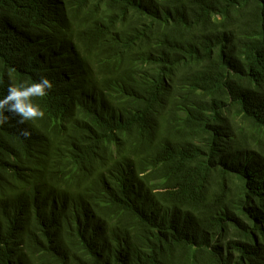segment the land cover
<instances>
[{
    "label": "trees",
    "instance_id": "trees-1",
    "mask_svg": "<svg viewBox=\"0 0 264 264\" xmlns=\"http://www.w3.org/2000/svg\"><path fill=\"white\" fill-rule=\"evenodd\" d=\"M42 76L0 264H264V0H0V97Z\"/></svg>",
    "mask_w": 264,
    "mask_h": 264
},
{
    "label": "clouds",
    "instance_id": "clouds-1",
    "mask_svg": "<svg viewBox=\"0 0 264 264\" xmlns=\"http://www.w3.org/2000/svg\"><path fill=\"white\" fill-rule=\"evenodd\" d=\"M52 87L51 81L43 76L32 83L20 82L18 85H10L6 95L0 97V126L9 121V116L5 113L17 117L18 124L43 118L44 111L33 99L46 96ZM21 134L27 136L29 133L22 131Z\"/></svg>",
    "mask_w": 264,
    "mask_h": 264
}]
</instances>
